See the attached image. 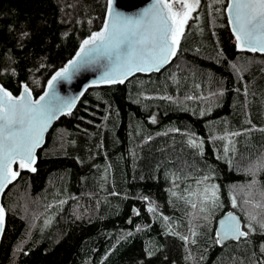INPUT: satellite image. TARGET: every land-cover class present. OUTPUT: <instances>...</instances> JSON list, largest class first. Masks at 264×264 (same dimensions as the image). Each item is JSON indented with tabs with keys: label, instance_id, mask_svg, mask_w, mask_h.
<instances>
[{
	"label": "trees",
	"instance_id": "trees-1",
	"mask_svg": "<svg viewBox=\"0 0 264 264\" xmlns=\"http://www.w3.org/2000/svg\"><path fill=\"white\" fill-rule=\"evenodd\" d=\"M211 3L201 0L169 66L90 88L59 118L36 171L21 170L3 196L0 264L264 261L259 230L248 243L214 242L217 218L233 209L232 195L242 200L241 186L252 179L246 169L264 160V54L239 51L226 14L214 13ZM105 15L106 0H0V81L14 94L23 83L41 94ZM248 119L255 129L233 138L236 152L226 159L219 137L243 132ZM190 135L204 141L202 152L189 145ZM204 175L220 186L221 206L207 222L189 216L190 206L171 194L184 195ZM255 178L264 182V172ZM252 198L262 199L259 184ZM233 210L246 221L251 206ZM193 225L197 243H186L181 237L191 239Z\"/></svg>",
	"mask_w": 264,
	"mask_h": 264
},
{
	"label": "snow or ice",
	"instance_id": "snow-or-ice-1",
	"mask_svg": "<svg viewBox=\"0 0 264 264\" xmlns=\"http://www.w3.org/2000/svg\"><path fill=\"white\" fill-rule=\"evenodd\" d=\"M216 5H223V12ZM200 7L201 0H154L150 6L138 13L128 14L120 10L119 0H106L103 26L85 38L80 43L75 57L55 71L47 81V89L42 95L33 98L32 90L27 84L23 85L19 95H13L11 91L0 86V194L20 176L21 170L36 171L33 167L36 163L35 153L42 146L44 134L49 126L61 114L70 115L77 100L84 95V91H81L76 96H61L56 91L58 82L70 83L77 73L90 67H98L101 71L100 77L92 80V85L122 84L133 73L159 72L177 56L182 38L186 35V26L193 18V13ZM209 7L214 13L226 14L237 49L264 54V0H226V3L225 0H212ZM22 35L27 36L28 33L24 32ZM232 67L237 72L240 71L236 65ZM196 87L199 88L200 85ZM244 94L248 95L247 87ZM210 95H223V92H213ZM201 115H204V112H201ZM155 122L156 118L153 116L152 123ZM245 123L249 127L243 132H226L224 136L219 137L226 141L223 147L226 159L230 152H236L233 138L249 135L255 129L250 119ZM258 130L264 132V128ZM173 131L178 132L179 129ZM188 143L191 147L203 151L202 139L190 135ZM228 163H231L230 159ZM13 165L18 167L14 170ZM246 172L252 179L241 186L242 200L238 201L237 196L232 195L230 203L233 209L240 208L243 204L250 205L251 210L245 212L246 221L233 211L227 212L225 218L219 221L220 227L215 233L214 242L217 245H223L228 240L239 242L242 239L248 243L249 237L258 230L260 234H264V182L255 178L258 173L264 172V160L246 169ZM179 179V176L174 175L175 188H179V184L175 183ZM211 179L209 175L202 176L195 181V188L189 186L183 189L184 195L178 194L177 191L171 193L190 206L193 211L189 216L193 219H203L207 222L214 210L221 206L220 186L209 183ZM257 184L260 185L261 200L252 198L253 186ZM148 211H156L151 203ZM5 216V207L0 205V233L4 231ZM163 219L168 221L169 217ZM189 223L191 224L192 220ZM190 233L191 239L189 236H182L181 239L186 243L190 240L192 244H196L195 237L199 233L195 230V225L190 228ZM260 252L264 254V243L260 244ZM250 264H264V261H254Z\"/></svg>",
	"mask_w": 264,
	"mask_h": 264
},
{
	"label": "water",
	"instance_id": "water-1",
	"mask_svg": "<svg viewBox=\"0 0 264 264\" xmlns=\"http://www.w3.org/2000/svg\"><path fill=\"white\" fill-rule=\"evenodd\" d=\"M119 2H120V10H122V11H124V12H126V13H128V14H136V13H138L140 10H142L143 8H145V7H148V6H150L153 2H154V0H119ZM106 16V15H105ZM226 18H227V16H226ZM229 25V24H228ZM229 28H230V30H231V26L229 25ZM98 31V30H97ZM232 32V31H231ZM233 34V33H232ZM233 36H234V34H233ZM235 38V37H234ZM235 43H236V40H235ZM78 50H79V48H78ZM77 50V51H78ZM239 50V49H238ZM76 51V52H77ZM239 51H242V50H239ZM243 51H245V52H249V51H246V50H243ZM252 53V52H251ZM76 54V53H75ZM75 54H74V56L72 57V58H74L75 57ZM71 58V59H72ZM176 57H174V58H172V60L168 63V64H166L164 67H162L161 68V70H163L164 68H166L167 66H169L173 61H174V59H175ZM70 60V59H69ZM67 63V62H66ZM65 63V64H66ZM64 64V65H65ZM63 65V66H64ZM160 70V71H161ZM159 71V72H160ZM153 72H155V71H153ZM55 73V72H54ZM53 73V74H54ZM138 73H142V74H151L152 72H150V73H143V72H137V73H133L131 76H129L126 80H125V82L129 79V78H131L132 76H134V75H136V74H138ZM52 74V75H53ZM51 75V76H52ZM100 75H101V71H100V69L98 68V67H90V68H88V69H82L79 73H77V75L73 78V80L69 83V82H65V81H60V82H58V84H57V86H56V91L61 95V96H76V95H79V93L81 92V91H84V94L86 93V91L87 90H89L90 88H94V87H98V86H103V85H112V84H97V85H92L91 84V82H92V80H94V79H98L99 77H100ZM51 76H50V78H51ZM49 78V79H50ZM48 79V80H49ZM124 82V83H125ZM24 84H27V83H23L22 85H21V88H20V91H19V93L18 94H14L10 89H8L1 81H0V86H3L4 88H6L7 90H9V91H11L12 93H13V95H19L20 94V92L23 90V85ZM116 84H121V83H116ZM123 84V83H122ZM28 85V84H27ZM29 86V85H28ZM29 88L31 89V87L29 86ZM47 89V83H46V86H45V88H44V90H43V92L45 91ZM32 90V89H31ZM43 92L41 93V94H39V95H35L34 93H33V91H32V95H33V98H38L40 95H42L43 94ZM83 96H80V98L77 100V102H76V106L78 105V103H79V101L81 100V98H82ZM76 108V107H75ZM74 108V109H75ZM74 109L72 110V112L74 111ZM63 115H67V114H61L55 121H53L52 122V124L49 126V128H48V130H47V132L44 134V142H43V144H42V146L40 147V148H38L37 150H36V153H35V155H36V163H37V160H38V155H37V153H38V151L45 145V143H46V140H47V135L49 134V132L52 130V128H53V126L55 125V123L59 120V118L60 117H62ZM36 163L33 165V167H35L36 168ZM13 169L15 170L16 169V165H13ZM18 178V177H17ZM14 182V181H13ZM12 182V183H13ZM10 186V184L8 185V187ZM8 187L4 190V193L3 194H0V205H2V199H3V196H4V194H5V192H6V190L8 189ZM228 211H233V212H235L238 216H240L242 219H243V217H242V215L239 213V212H237V211H235V210H233V209H230V210H227V211H225L224 213H222L218 218H217V222H216V231L219 229V227H220V225H219V221L221 220V219H224L225 218V216H226V214H227V212ZM5 226H6V216H5V224H4V230H5ZM3 233H4V231L2 232V233H0V244H1V240H2V236H3ZM228 241H230V240H228ZM227 242V241H226ZM226 242H224V243H226Z\"/></svg>",
	"mask_w": 264,
	"mask_h": 264
},
{
	"label": "bare ground",
	"instance_id": "bare-ground-1",
	"mask_svg": "<svg viewBox=\"0 0 264 264\" xmlns=\"http://www.w3.org/2000/svg\"><path fill=\"white\" fill-rule=\"evenodd\" d=\"M128 222H130V220H128Z\"/></svg>",
	"mask_w": 264,
	"mask_h": 264
}]
</instances>
